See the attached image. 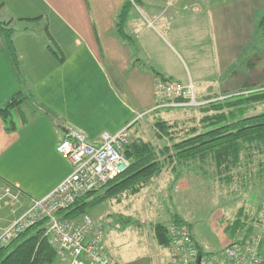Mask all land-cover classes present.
I'll use <instances>...</instances> for the list:
<instances>
[{
	"label": "crops",
	"instance_id": "obj_1",
	"mask_svg": "<svg viewBox=\"0 0 264 264\" xmlns=\"http://www.w3.org/2000/svg\"><path fill=\"white\" fill-rule=\"evenodd\" d=\"M124 2L0 0V16L15 28L14 40L25 69L22 77L18 76L0 35V105L25 91L51 112L32 113L34 103H22L12 109L19 120L14 121L13 130L7 129L0 116V182L23 191L15 213L0 208V232L29 206L32 198H42L72 172V165L57 151L69 127L97 143L103 131L114 133L127 124L138 123L140 119L133 121L134 115L138 109H148L154 99L156 105L155 87L163 78L200 85L209 78L216 81L234 75L246 49L255 47L261 18L258 12L264 7V0H142L132 8L125 24L127 34L135 39L131 44L116 32L117 14ZM44 18L49 26L53 22L54 34L50 37L54 45H46L33 26ZM214 91L224 93L221 86ZM96 112L104 122L98 129L91 126ZM170 117L166 119H174ZM257 172L264 174V170ZM136 196L139 194L115 199L118 203L133 202ZM141 198L121 210L131 211V205L136 211L143 210ZM173 201L165 212L167 223L178 209ZM131 222L132 218L126 225ZM154 237L158 241L156 232ZM194 238L205 248L195 233ZM160 246L166 249L170 264L168 246Z\"/></svg>",
	"mask_w": 264,
	"mask_h": 264
},
{
	"label": "trees",
	"instance_id": "obj_2",
	"mask_svg": "<svg viewBox=\"0 0 264 264\" xmlns=\"http://www.w3.org/2000/svg\"><path fill=\"white\" fill-rule=\"evenodd\" d=\"M140 4L142 0H125L117 14L116 32L131 44H134L135 39L127 34L125 24L132 8ZM14 33L15 28L0 16V35L15 72L22 77V64ZM260 33H264V15L259 20L257 38ZM225 95L227 96L225 92L222 95L213 93L202 96L201 101L218 99ZM228 96L187 111L186 114L194 111L191 116L166 119L159 114L154 115V141L137 136L132 139L125 149V154L130 160L128 169L111 180L103 192L80 198L65 212V217L80 218L88 213L89 208L109 198L138 195L148 188L154 179L167 173L174 177L172 185L184 174L206 178L225 176L227 182L240 180L241 185L245 187L244 191H248L247 175L254 171L252 165L255 159L264 160V85L247 83L242 89ZM32 98L35 99L33 95L19 91L6 106L0 105V116L7 123L8 130L15 128V122L10 117L12 109L22 103L32 102ZM32 103L38 105L42 112L51 113L44 103L38 104L36 100ZM153 112L159 111L155 109ZM49 116L56 117L52 114ZM136 123L137 121L131 128ZM256 174L264 179V174ZM250 207L255 209L254 215L249 214L246 205H243L236 218L229 222L223 221L224 225L227 224L225 232L231 240L230 243L248 238L257 230L258 222L264 220V203L256 202L255 206ZM172 213L169 223L157 222L152 226L159 243L166 247L171 239L168 233L171 223L187 226L194 238L193 223L179 212ZM120 219L124 223L125 220L130 222V217L122 214ZM45 225V222L33 225L9 243L0 245V264H51L56 261V251L46 235ZM194 240L203 252L206 251L196 238Z\"/></svg>",
	"mask_w": 264,
	"mask_h": 264
},
{
	"label": "rangeland",
	"instance_id": "obj_3",
	"mask_svg": "<svg viewBox=\"0 0 264 264\" xmlns=\"http://www.w3.org/2000/svg\"><path fill=\"white\" fill-rule=\"evenodd\" d=\"M263 14L264 7L258 12L260 17ZM17 23H19L20 27H23L22 23ZM52 24L53 22L50 26L48 25L47 18L33 23V26L38 28L39 32L37 33L40 34L46 45H54V41L50 37V34H54ZM246 50L234 68V75L226 76L216 81L209 78L206 79L207 81L201 82L200 85L197 84L196 98H198V101L200 100L202 102V96L213 94L215 92L214 90H218L220 86L223 92L235 93L247 83L264 85V33H260L255 47H248ZM22 69L25 72L23 65ZM226 83H228V87L225 86ZM13 96L8 98L6 100L7 102L5 101L4 103L8 104L11 102ZM30 100L32 102L35 101L34 98ZM32 102H29V104ZM154 103L155 99L148 109H138L137 115H134L133 121L140 120L133 126V129L131 128V139L136 138L137 135V137L144 138L148 141H154V137H156L153 130V124L155 122L154 115L159 114V116L161 115L164 118H167V116H171L170 118L186 117L194 115V111L186 114L187 111L198 107H160L158 108L159 112L156 113L152 112L155 109ZM34 104L31 108L28 106L32 109V113L34 110L37 113L46 114L37 107L38 105ZM140 112L143 113L139 115ZM28 113L29 111H27ZM12 115L13 113L10 117L19 123L18 118ZM91 119V126L93 125L96 129L104 124L103 117L100 113L96 112L92 114ZM60 122H62L61 119ZM252 166L254 167V171H250L249 176L247 175L248 191H244L245 187L241 185L240 180L236 179L232 182H227L224 179L225 176L206 178L193 174H184L175 185L173 183V186L172 181L174 177L167 173L166 175H160L154 181L157 184L153 183L150 188L145 189L139 196L133 197V202L129 199L118 203L115 198H109L102 203L96 204L89 208L88 213L99 223L106 221L105 223L103 222L105 224L103 250L116 264H167L166 249L160 246L155 239V232L152 229L153 224L151 225V223L167 222L164 216L166 209L171 208L170 202L172 199L174 200L173 204H176L178 208L177 212L189 218V221L195 226L194 233L202 242V245L205 247L204 249L214 250L220 246L229 244L231 240L225 232V226L227 224L224 225L223 221L229 222L236 218L238 210L243 205H246V210L249 214L254 215L255 209L252 210L250 205L255 206L256 202L260 203V201H264V179L262 180L255 173L256 170H264V161H260L257 158ZM157 194H159L160 199ZM139 197H142L140 201L143 210L139 208V211H136L137 208L134 207L132 209V205L131 211L124 212L121 210L129 202L135 204V200ZM148 199H150V203ZM157 201L159 202L158 204L156 203ZM147 203H149V207ZM155 203L157 204L156 213L153 209ZM121 214L132 218L130 225H126L127 221L124 223L120 219ZM262 232H264V222L259 221L257 230L251 235ZM263 237L264 233H262ZM105 248H108V250L106 251ZM260 252L264 260V240Z\"/></svg>",
	"mask_w": 264,
	"mask_h": 264
},
{
	"label": "built area",
	"instance_id": "obj_4",
	"mask_svg": "<svg viewBox=\"0 0 264 264\" xmlns=\"http://www.w3.org/2000/svg\"><path fill=\"white\" fill-rule=\"evenodd\" d=\"M196 88L197 84L192 81L183 84L171 79L159 80L155 87L158 100L155 109L198 106L229 97L200 102ZM131 125L114 133L103 131L97 143L90 142L82 131L69 128L57 151L72 165V172L45 196L30 200L29 206L1 230L0 245L45 222L46 235L57 256L51 264H116L103 251L105 221L99 223L89 213L80 218L65 217V212L80 198L103 192L111 180L128 169L130 160L125 149L132 141ZM22 195L19 187L0 182V208L15 213ZM168 233L170 264H264L260 252L264 232L208 252L199 248L191 230L183 224L171 223Z\"/></svg>",
	"mask_w": 264,
	"mask_h": 264
},
{
	"label": "bare ground",
	"instance_id": "obj_5",
	"mask_svg": "<svg viewBox=\"0 0 264 264\" xmlns=\"http://www.w3.org/2000/svg\"><path fill=\"white\" fill-rule=\"evenodd\" d=\"M70 209V208H69ZM46 226V225H45Z\"/></svg>",
	"mask_w": 264,
	"mask_h": 264
}]
</instances>
